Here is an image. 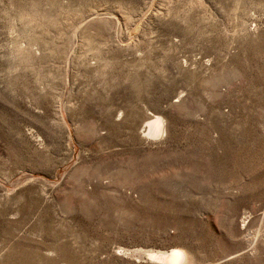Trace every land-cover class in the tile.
Returning a JSON list of instances; mask_svg holds the SVG:
<instances>
[{"label":"rangeland","instance_id":"1","mask_svg":"<svg viewBox=\"0 0 264 264\" xmlns=\"http://www.w3.org/2000/svg\"><path fill=\"white\" fill-rule=\"evenodd\" d=\"M172 248L264 264V0H0V264Z\"/></svg>","mask_w":264,"mask_h":264},{"label":"bare ground","instance_id":"2","mask_svg":"<svg viewBox=\"0 0 264 264\" xmlns=\"http://www.w3.org/2000/svg\"><path fill=\"white\" fill-rule=\"evenodd\" d=\"M142 131L147 138L160 137L164 132L163 117L159 114H154V116L148 117ZM123 252L125 253L124 250ZM137 255L146 256L148 260L157 264H184L187 262L186 253L177 248L169 250L150 249L143 252H137Z\"/></svg>","mask_w":264,"mask_h":264}]
</instances>
